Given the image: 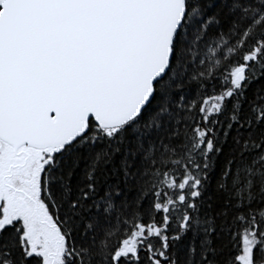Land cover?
Instances as JSON below:
<instances>
[{"label":"snow or ice","instance_id":"obj_1","mask_svg":"<svg viewBox=\"0 0 264 264\" xmlns=\"http://www.w3.org/2000/svg\"><path fill=\"white\" fill-rule=\"evenodd\" d=\"M0 264H264V0H0Z\"/></svg>","mask_w":264,"mask_h":264}]
</instances>
